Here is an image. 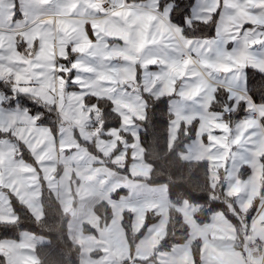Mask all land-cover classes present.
<instances>
[{
	"label": "snow or ice",
	"instance_id": "snow-or-ice-1",
	"mask_svg": "<svg viewBox=\"0 0 264 264\" xmlns=\"http://www.w3.org/2000/svg\"><path fill=\"white\" fill-rule=\"evenodd\" d=\"M0 234V264H264V0H0Z\"/></svg>",
	"mask_w": 264,
	"mask_h": 264
},
{
	"label": "trees",
	"instance_id": "trees-1",
	"mask_svg": "<svg viewBox=\"0 0 264 264\" xmlns=\"http://www.w3.org/2000/svg\"><path fill=\"white\" fill-rule=\"evenodd\" d=\"M160 132L163 133V120H161ZM0 238H3V234H0Z\"/></svg>",
	"mask_w": 264,
	"mask_h": 264
}]
</instances>
